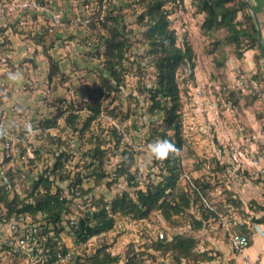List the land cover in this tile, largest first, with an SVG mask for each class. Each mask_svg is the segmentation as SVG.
Segmentation results:
<instances>
[{
  "label": "rangeland",
  "instance_id": "obj_1",
  "mask_svg": "<svg viewBox=\"0 0 264 264\" xmlns=\"http://www.w3.org/2000/svg\"><path fill=\"white\" fill-rule=\"evenodd\" d=\"M54 1L55 6L51 10L60 12L64 20H70L75 14L89 17L87 24L72 23L53 29L63 31L58 38L60 45L52 55L59 61L62 70L55 82H47L42 66L44 64L36 59V56L43 52L44 57L40 60H47L53 40H56L54 32L45 28L46 31L42 34H34L33 23H22L26 12H18V8L13 10L17 12L14 16L4 13L5 23L10 24V29L17 34L19 41L40 44L38 49L28 51L30 56L23 55V60L15 64L9 60L10 57L6 58L4 51L8 48V40L2 30L5 27L0 25V68L4 66L22 75H19L14 84L19 91L28 93L30 97L29 104L26 103L31 108L28 132L30 145L35 148V153L40 155L38 167L42 170L47 163L50 164L54 151L67 152L65 165L70 172V180L56 179L54 185L68 192V184L76 173L81 174L85 182V176L98 165L106 172H113L122 158V150L126 148L133 152L135 158L131 167L134 176L139 174L142 182L146 184L156 181L159 169L152 164L156 157L149 151V145L157 141L153 128L161 126L162 115H152L148 111L150 101L148 94L143 91L144 87H149L154 82L155 70L149 62L147 45L142 37L144 27L138 19L142 10L140 5L137 0H114L105 3V12L113 9L115 14L120 15L130 42L128 59L125 60V80L120 91L112 92L102 99L100 113L80 132L79 129L90 114L86 105V90L98 84L103 67V44L100 38L103 31L97 23V20H101L98 15L102 12V3L101 0ZM86 3L89 6L85 8ZM2 4L4 0H0V6ZM3 8L6 9L4 6ZM165 8L169 12L171 26L176 31L178 44L187 42L192 49L191 59L182 64L176 74L181 99V134L184 138L178 153L182 172L193 174L192 172L196 171V177L210 181L216 206L221 202V211L235 216L236 224L232 226L236 231L243 230L244 225L241 226L239 220L244 216L247 223L246 231L242 232L250 238L254 232L250 224L255 222L256 215L263 212L259 208L264 205V178L249 177L246 171L238 172L239 170H234L230 165H225V170H221L215 155L207 154L208 145L214 144L215 148L222 150L223 143L219 142V138L224 136L227 137L224 139L226 145H253L257 153L263 156L264 162V76L259 65H254V71L246 75L241 64L243 55L237 58L232 46L217 45L202 32L200 26L203 14L196 11L191 0H166ZM105 12H102V15ZM63 58L65 62L62 61ZM235 58L240 64L235 63ZM218 61L222 64H218ZM45 65L47 67L48 63ZM30 70L34 72L32 78L29 75ZM5 86L7 85L2 84L0 88ZM13 87H8L6 94L1 93L0 96L11 97ZM46 88L49 93L45 92ZM198 89L201 90L199 95L196 93ZM59 111L63 113L55 126L41 128L42 120L52 118ZM70 112L78 115L75 121L76 130L67 122ZM116 138L119 139L117 143ZM99 142L103 149L101 163L91 150ZM139 164L143 165L141 170ZM245 177L247 184L243 183ZM106 181L107 179L103 178L101 184L93 187L91 194L109 199L128 188L125 175L111 186H108ZM128 189L132 191V187ZM231 200H238L239 203L235 204ZM86 208L78 199L72 203V213L68 216H79ZM156 229L162 230L168 237L176 230L192 236L195 239L192 255L189 258H181L178 263L174 252L168 251L163 255L153 249L150 245ZM44 237H39L32 243L28 238L27 249L15 258L4 255L2 263L28 264L40 260L42 256L39 241ZM61 237L66 246L75 248L78 252L73 264H90L89 255L102 244H106V250L111 254L121 257L115 264L125 262L126 250L130 245L135 250L144 252L141 257L142 264H236V258L217 219L195 229L193 217L187 210L170 219H165L157 211L140 220L117 216L113 229L93 236L78 247L73 244L67 232L62 233ZM253 247H258L256 241L253 242Z\"/></svg>",
  "mask_w": 264,
  "mask_h": 264
},
{
  "label": "trees",
  "instance_id": "obj_2",
  "mask_svg": "<svg viewBox=\"0 0 264 264\" xmlns=\"http://www.w3.org/2000/svg\"><path fill=\"white\" fill-rule=\"evenodd\" d=\"M191 1L196 11L203 14L200 26L202 32L213 39L217 45L232 46L237 58H240L246 49H256L253 54L254 65H259L262 72V54L256 24L247 3L244 0ZM137 2L142 9L138 19L144 27L142 37L147 45L146 54L155 70L154 82L149 87H144L143 91L148 94L150 101L148 111L152 115H162L161 126L153 128V135L156 140L170 141L175 146V151L160 158L158 179L147 183L145 187L133 181L134 174L131 172V167L135 158L133 152L126 148L122 152L127 155V158L113 169V176L111 172L104 171L102 166L98 165L85 176V182L82 180L83 176L76 173L68 184V192L54 185L56 179L70 180V172L65 165L67 152L57 150L53 153L51 163H47L32 177L30 183L23 187L24 196L16 191L13 181L11 191H8L5 186H0V204L5 210V215L27 213L31 217L29 234L31 243L45 236L39 241L42 257L28 264H54L57 251L65 252L70 249L62 242V233L67 232L73 244L82 245L93 236L113 229L117 216L140 220L147 218L151 212L157 211L165 219H170L187 210L193 217L195 229L201 228L210 220L217 219V214L205 208L200 201V195H210L211 182L198 176L193 178L192 185L184 180L180 181L182 168L178 153L184 138L181 134V99L176 74L177 69L191 59L192 49L187 42L183 45L178 44L176 31L171 26L169 12L165 8L166 0H137ZM97 23L103 31L100 35L103 44V67L98 84L86 90V105L90 114L83 127L79 129L80 132L100 113L102 99L112 92L120 91L124 85L127 69L125 60L128 59L130 42L120 15L115 14L113 9L108 10L101 20H97ZM47 63L46 80L55 82L62 73L59 61L51 54H47ZM218 64L222 62L218 61ZM2 102L0 96V104ZM62 113L59 111L52 118L42 120L41 128L55 126ZM77 117L78 115L72 112L67 116V122L74 130L77 129L75 126ZM114 131L113 134L116 136ZM116 139L117 143L119 139ZM91 150L101 163L103 150L101 143H97ZM215 158L218 167L225 170V165L228 166V164L220 162L217 155ZM152 164L154 166L158 164L156 158ZM123 175L128 180L127 187H132V191L124 188L109 199L102 195L91 194L93 187L101 184L103 178H106V184L111 186ZM78 199L87 208L81 215L69 217L68 215L72 213L71 205ZM231 201L235 204L239 203L238 200ZM222 205L219 202L217 210H223ZM259 209L264 213V205ZM255 222L264 224V214L256 216ZM243 225L242 231L245 232L246 223L241 226ZM150 246L163 255L168 251L174 252L175 259L179 263L181 258H189L192 255L195 239L183 231L176 230L170 237L166 235L162 239L154 237ZM106 248V244H102L93 250L88 257L90 264H115L120 260L121 257L118 254H111ZM143 253L130 245L126 250L123 264H142ZM20 254L12 251L6 244H0V264H4L2 263L4 255L15 258Z\"/></svg>",
  "mask_w": 264,
  "mask_h": 264
},
{
  "label": "built area",
  "instance_id": "obj_3",
  "mask_svg": "<svg viewBox=\"0 0 264 264\" xmlns=\"http://www.w3.org/2000/svg\"><path fill=\"white\" fill-rule=\"evenodd\" d=\"M111 1L113 2L114 0H101L102 8L100 11L105 12V3ZM88 6L87 3L84 4L85 8ZM12 8L50 12L48 22L49 31H53L54 28L65 27L72 23H89V17L82 14H75L70 20H64L60 12L50 11L47 1L19 0L13 4ZM102 12L98 15L100 19L103 17ZM0 25L5 26L1 11ZM7 90L8 88L3 90L2 94L5 95ZM45 92L49 93V89L46 88ZM196 93L199 95L201 90L198 89ZM3 103L4 102L0 104V186H5L8 191H11V182L13 181L16 191L19 192L21 196H24L23 187L27 186L32 177L41 171L38 167L40 155L35 153V148H32L29 140L28 128L30 120L28 118L31 108L26 104L15 101L7 105ZM71 142H74L73 139ZM225 143L226 142L223 143L222 150L217 155L220 162H226L228 165L232 166L234 170L246 171L249 177L264 176L263 156L257 153L256 147L253 145L241 146L233 143H227L226 145ZM126 158L127 155L123 154L120 162L116 166ZM156 160L158 164L155 165V167H158L160 158L156 157ZM142 167L143 165L139 164V170H141ZM111 175L113 176L114 173L111 172ZM140 177L141 176L137 174L134 176L133 180L137 182L139 186L145 187L146 183H143ZM193 178L194 177L189 173L182 172L180 181L184 180L192 185ZM243 183L247 184L246 177ZM200 201L205 208L217 214L218 224L223 229L233 254L240 257L241 263L259 264L260 261L258 259H252L247 254H244L245 249L249 246L250 238L247 234L234 229L233 226L236 224L235 216L217 210L212 193H210L209 196L200 195ZM240 219V225L247 223L244 216L240 217ZM31 222V217L27 213L5 215V210L0 204V244H6L12 251L22 253L24 249L28 247L27 239L31 232ZM250 226L254 232L264 240V226L256 222H252ZM154 236L158 239H162L164 233L162 230L156 229ZM77 255L78 252L75 248H70L65 252L59 250L55 254L56 259L54 264H73Z\"/></svg>",
  "mask_w": 264,
  "mask_h": 264
},
{
  "label": "crops",
  "instance_id": "obj_4",
  "mask_svg": "<svg viewBox=\"0 0 264 264\" xmlns=\"http://www.w3.org/2000/svg\"><path fill=\"white\" fill-rule=\"evenodd\" d=\"M17 1H19V0H11V2L9 3L8 1L4 0V4H2L0 6V11L2 12V14L7 13V15H8L11 13L12 16H14L17 12H13V10H15L16 8H12V6ZM43 1L49 2L50 11H52L51 9L54 8V6H55L54 2L55 1L54 0H43ZM244 1L250 5L251 9L249 8V6H248V8H249L250 12L252 13L253 17H255L259 23V27H260L261 35H262V41L264 43V0H244ZM3 6L6 7V9H4ZM17 11L18 12H20V11L24 12V14L26 12V14L23 16V20L21 19L22 20L21 22L22 23L23 22L24 23H33V26H34L33 33L34 34H42L43 31H46L45 28L46 29L48 28V22H49V16H50L49 13L50 12H43V11H39V10H29V9L28 10L17 9ZM27 12H28V14H27ZM41 25H43V26H41ZM4 27L5 28H2V30H4L5 34L7 35V36L5 35L6 39L8 40V41H6L8 48L5 49L4 52L7 56L6 58L10 57L9 60L13 61L15 64L17 62H19L20 60L21 61L23 60L22 59L23 55L25 57L30 56L29 52H28L29 50H31L33 48L38 49V47H40V44H38V43L36 44V42L34 43V42L19 41L17 38V34L12 32V30L10 29V24L7 25L5 23ZM53 32L55 34L56 40H53V47L51 48L52 51L50 50L51 55H53V51L55 50V48H58V46L60 45V40L58 38L61 36L63 31H62V29L61 30L55 29V30H53ZM47 51H49V50H47ZM255 52H256V49H246L243 51V59L241 60V64H242V67L244 68V70L246 72V75L250 74L254 71L253 54ZM41 57H44L43 52H40L36 56V59H38V62H40V63L43 62L44 65H42V66H44V71L47 73V67L48 66L46 67V65H45V63H47V60H45V61L40 60ZM62 61L65 62V58H63ZM62 61H60V63H62ZM234 61H235V63L240 64V61L237 58H235ZM60 66H61V64H60ZM30 71L31 72L29 75H31V78H32V77H34V75H33L34 72L32 70H30ZM16 73H19V72L18 71H11L4 66L0 68V85H2V84L7 85L4 88H0V95L3 92L2 90L7 89L8 87L10 89L11 85L14 86L13 91L11 92V97L7 98V97L1 96L2 100L4 99V101H3L4 105H7L12 101H19L23 104H26L29 102V98H30L29 94L19 91L16 84H14V82L18 79L13 80L10 76V74H16ZM262 75L264 76L263 59H262ZM20 76H22V75L20 74ZM225 138H227V137H224V136L220 137L219 142L220 143L226 142V140L224 141ZM208 150H209V152L207 155H215V156L218 155V153L221 151L219 147L215 148L214 144L208 145ZM187 173H189V172H187ZM192 173L193 174H191V173H189V174L193 177H196V171H194ZM235 187H237L236 184H235ZM211 193H212V191H211ZM261 214H264V213L261 212L259 215H261ZM259 215H256V216H259ZM261 224L264 226L263 223H261ZM254 241H256V243L258 245V247H256V248L253 247ZM263 243H264V240L258 234L253 232L250 235V243H249V246L245 249L244 254H247L252 259H258L260 261L259 264H264ZM233 256L236 258V264H242L240 261V257H237L235 255H233Z\"/></svg>",
  "mask_w": 264,
  "mask_h": 264
},
{
  "label": "clouds",
  "instance_id": "obj_5",
  "mask_svg": "<svg viewBox=\"0 0 264 264\" xmlns=\"http://www.w3.org/2000/svg\"><path fill=\"white\" fill-rule=\"evenodd\" d=\"M19 73L10 74L13 80L19 78ZM149 151L151 154L158 158L166 157L169 152L175 151V146L167 139L157 140L149 145Z\"/></svg>",
  "mask_w": 264,
  "mask_h": 264
},
{
  "label": "water",
  "instance_id": "obj_6",
  "mask_svg": "<svg viewBox=\"0 0 264 264\" xmlns=\"http://www.w3.org/2000/svg\"><path fill=\"white\" fill-rule=\"evenodd\" d=\"M248 4V3H247ZM249 8L251 9L250 5L248 4ZM255 24H256V29H257V36H258V42H259V47H260V52L262 54V59H263V64H264V43L262 41V35H261V30L259 27V23L254 17Z\"/></svg>",
  "mask_w": 264,
  "mask_h": 264
}]
</instances>
